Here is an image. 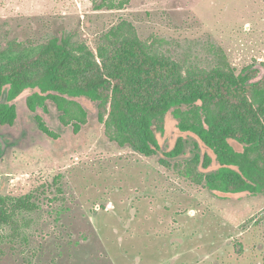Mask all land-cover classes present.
Instances as JSON below:
<instances>
[{"label": "rangeland", "instance_id": "374dc122", "mask_svg": "<svg viewBox=\"0 0 264 264\" xmlns=\"http://www.w3.org/2000/svg\"><path fill=\"white\" fill-rule=\"evenodd\" d=\"M56 36L99 63L124 39L150 46L164 37L187 51L213 38L236 73L250 64L263 72L264 0H131L121 10H96L92 0H0V68L35 58ZM81 101L89 121L77 134L51 103L36 113L59 137L43 133L24 94L14 100L16 123L0 127V197L39 205L24 214L27 241L1 244L0 264H264L263 194L211 190L215 154L172 113L156 136L163 151L185 138V154L161 164L162 152L147 157L109 141L96 104Z\"/></svg>", "mask_w": 264, "mask_h": 264}, {"label": "trees", "instance_id": "16d2710c", "mask_svg": "<svg viewBox=\"0 0 264 264\" xmlns=\"http://www.w3.org/2000/svg\"><path fill=\"white\" fill-rule=\"evenodd\" d=\"M92 1L96 10H121L131 0ZM175 42L163 37L146 46L138 38L124 39L99 63L91 52L76 55L70 38L51 37L35 58L0 68V94L7 97L0 101V127L16 123L14 100L24 94L31 112H48L51 103L59 121L77 134L89 121L85 97L96 104L109 141L147 157L162 152L164 164L185 154L187 144L183 137L168 151L159 144L156 130H163L172 113L181 131L193 133L215 154L219 167L206 175L211 190L264 195V63L263 72L250 64L236 73L213 38L194 40L187 51ZM197 49L202 57L189 56ZM35 120L43 133L59 137L41 114ZM195 160L205 168L212 163L207 154L196 153ZM38 208L30 196L0 197V256L7 240L27 241L23 229L30 222L24 214Z\"/></svg>", "mask_w": 264, "mask_h": 264}]
</instances>
